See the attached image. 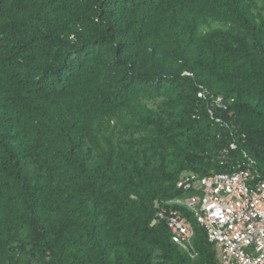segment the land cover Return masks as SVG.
Wrapping results in <instances>:
<instances>
[{
	"label": "trees",
	"instance_id": "16d2710c",
	"mask_svg": "<svg viewBox=\"0 0 264 264\" xmlns=\"http://www.w3.org/2000/svg\"><path fill=\"white\" fill-rule=\"evenodd\" d=\"M238 162L264 180V0H0V264L216 263L154 206Z\"/></svg>",
	"mask_w": 264,
	"mask_h": 264
},
{
	"label": "built area",
	"instance_id": "2783aa9c",
	"mask_svg": "<svg viewBox=\"0 0 264 264\" xmlns=\"http://www.w3.org/2000/svg\"><path fill=\"white\" fill-rule=\"evenodd\" d=\"M198 97L205 98V93L199 92ZM233 102L224 96L214 100L224 110ZM245 166V162H238L234 172L203 177L184 174L177 187L186 196L156 201L157 215L150 226L166 222L172 242L196 259V232L181 214L179 207H183L216 245L217 262L213 264H264V180H257Z\"/></svg>",
	"mask_w": 264,
	"mask_h": 264
}]
</instances>
